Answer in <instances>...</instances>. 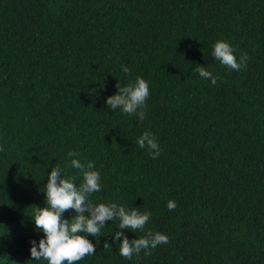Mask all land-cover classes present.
I'll return each mask as SVG.
<instances>
[{"label":"trees","instance_id":"trees-1","mask_svg":"<svg viewBox=\"0 0 264 264\" xmlns=\"http://www.w3.org/2000/svg\"><path fill=\"white\" fill-rule=\"evenodd\" d=\"M217 40L246 66L215 60ZM137 75L145 118L108 109ZM146 130L156 159L136 143ZM69 151L100 172L91 203L151 211L129 239L169 237L128 260L106 221L75 264H264V0H0V264H47L30 256L31 218L52 167L82 182Z\"/></svg>","mask_w":264,"mask_h":264},{"label":"clouds","instance_id":"clouds-1","mask_svg":"<svg viewBox=\"0 0 264 264\" xmlns=\"http://www.w3.org/2000/svg\"><path fill=\"white\" fill-rule=\"evenodd\" d=\"M212 57L220 64L233 71H239L246 66L247 56L236 58L234 48L224 40H217L211 51ZM121 69L126 77L131 76V69L122 65ZM201 79L210 80L213 85L218 77L205 66L196 68ZM117 87L114 95L107 97L105 104L108 109H120L122 113L136 114L140 119L145 118L143 109L150 95V85L142 76H135L134 80L123 87ZM136 143L141 149H147L153 159L161 154L157 137L151 131H144L137 137ZM69 166L80 170L82 182L77 186L75 178L65 176L64 169L52 167L47 173V179L42 193L46 206L33 209V231L42 233L36 240H30V256L35 261H46L47 264H75L85 257L93 256L96 244L88 239L91 235L94 240L100 236L101 229L106 221L118 220V230L112 233V244L119 241V254L128 260L133 256L139 257L142 250L144 255H150V250L161 244H167L169 237L159 231H148L139 239H129L122 230L144 231L145 225L151 219L149 210L139 211L137 207H125L116 202L91 203L89 197L92 193L101 191V175L95 170V164L81 161L80 154L69 151ZM167 209L173 211L177 204L174 200L167 201ZM71 209L75 215L65 219L63 214ZM87 213V215L85 214ZM99 240V239H98ZM112 244L104 242L103 247L110 248Z\"/></svg>","mask_w":264,"mask_h":264}]
</instances>
